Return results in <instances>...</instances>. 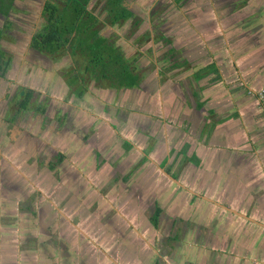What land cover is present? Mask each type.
Returning a JSON list of instances; mask_svg holds the SVG:
<instances>
[{
	"label": "flooded vegetation",
	"instance_id": "1",
	"mask_svg": "<svg viewBox=\"0 0 264 264\" xmlns=\"http://www.w3.org/2000/svg\"><path fill=\"white\" fill-rule=\"evenodd\" d=\"M201 1L0 0V6L7 7V13L0 14V138L6 142L4 148H0L1 193L6 195L9 192L11 196L21 194V202L17 204L26 203L29 207L36 205L42 209L50 206L49 203L77 210L94 204V199L85 198V191L100 189L109 183L100 181V187L96 184L93 187L88 173L92 169L98 173L101 166H98L99 161L94 155L93 166L89 167L91 160L86 159L83 146L85 142L94 146H98L100 141L112 142L117 130L106 121L110 124L108 128L104 126L106 123H102L97 131L86 132V119L90 113L85 111L83 102L98 101L100 110H107V113H110L109 107L116 114L127 111L124 105L107 104L103 99L109 96L127 100L125 98H131L135 89L141 91L146 83L151 82L153 69L158 79H162L173 66L180 68L183 49L178 45L180 39L183 41V33L192 31L193 23L203 14ZM93 34L98 39L96 42L101 40L100 44L109 50L110 66L116 61V72L106 70L105 63L91 54L93 42H90L89 36ZM121 71H128L137 78L138 85H121L118 78ZM8 76H13L12 80ZM136 113L135 110L130 111V114ZM44 116L54 118L47 123L43 121ZM128 123L130 128H137L140 121L135 116L128 119ZM73 156L82 159L80 164L84 168L87 162L86 171L73 167ZM124 168L112 186L113 193L119 192V206H122H112L114 209L110 210L113 215L110 214L109 228L114 233L109 245H112L113 257L118 247L117 237L134 231L136 237L146 240L143 232L147 233V226L152 237H156V231L164 226L166 235H160V245L165 244L166 248L154 250L158 256L155 264L161 263L162 254L167 253L169 247L173 249V254L168 257L169 263L181 264L182 249H176L180 248V244L176 246V243H180L181 239L177 224L196 223L198 220H192L196 208L188 210L182 198L168 200V195L162 194L160 185L154 193L156 181L152 183L153 177L149 184L138 185L136 169L129 165ZM128 181H132L130 186ZM53 191L58 194L59 204L48 195ZM76 193L80 201H77ZM189 193L198 196L194 191ZM83 199L85 203H82ZM104 200L109 205L113 204L107 198ZM11 203L2 199L1 204ZM127 212H133L134 216L144 212L147 216L143 214L141 221L137 219L135 228ZM69 213L59 214L58 218L66 222L73 220V210ZM45 214L40 213L38 218ZM156 216L158 224L154 225ZM117 219L120 221L118 227ZM172 220L173 227L170 228ZM137 225L141 231H137ZM98 227L95 224V228ZM210 230L215 232L216 229L211 227ZM122 246L121 256L115 260L104 253L109 264H123L124 259H127V264H134L133 261L138 260L133 253L135 249L128 244ZM129 249H133L132 252ZM187 264H195L189 254Z\"/></svg>",
	"mask_w": 264,
	"mask_h": 264
},
{
	"label": "crops",
	"instance_id": "2",
	"mask_svg": "<svg viewBox=\"0 0 264 264\" xmlns=\"http://www.w3.org/2000/svg\"><path fill=\"white\" fill-rule=\"evenodd\" d=\"M202 2L211 4V14L202 15L199 32L183 33L186 45H178L183 49L179 73L172 75L173 66L170 73L155 80L165 86L155 90L154 97L145 93L142 104L148 108L151 97L155 103L149 114H139L162 122L163 133L172 127L169 119L173 118L181 132L174 135L171 130L162 141L158 126L151 131L142 129L138 137L145 144L152 142L148 145L154 153L148 146L140 154L123 128L114 124L115 139L98 143L95 160L101 169L111 157L119 166L139 169H145V162L155 163V186H161L162 194L185 195L182 199L189 201L185 207L197 210L192 220L205 225L211 222L215 227V248L219 244L239 252L242 260L238 264L256 258L264 263V240L253 246L264 229L258 224L264 225V101L260 98L264 90V0ZM0 7V14H6L7 7ZM146 84L150 89V83ZM163 101L166 106H161ZM49 204L46 209L16 202L2 206L0 264H109L100 246L105 242L102 224L93 219L101 218L99 212L91 215L88 209ZM72 210L73 220L58 218ZM40 213L46 214L39 219ZM248 227L258 231L254 238L248 237ZM111 259H117L116 255ZM214 263L233 264L218 256Z\"/></svg>",
	"mask_w": 264,
	"mask_h": 264
},
{
	"label": "rangeland",
	"instance_id": "3",
	"mask_svg": "<svg viewBox=\"0 0 264 264\" xmlns=\"http://www.w3.org/2000/svg\"><path fill=\"white\" fill-rule=\"evenodd\" d=\"M201 6H202L201 9L204 10L203 11L204 13L201 14V17L199 18L198 22L195 21L193 23L194 25H193V27L191 29H192V32H194V33L199 32V28L198 27L200 25L202 15L209 14L208 16L210 17V14H211V11H210L211 4L210 3L206 4V3L201 1ZM183 31H184V29L182 30V32ZM179 45L180 46L186 45L185 44V39H183V41L180 39ZM103 62H105V61H103ZM102 66L103 65H101V67ZM105 66H104V68L107 70V68L110 66V64L109 63L108 64L105 63ZM178 69L179 68L175 67L173 69V71H172L173 72L172 75L179 73ZM165 73H167V72H165ZM150 74H152V75H150L151 82H150V85L148 86L150 89L146 88V86H145L144 89H142V90L140 89L141 91H138L137 89H135V92H132L133 94L131 93V98H125L127 100H124V99L119 98V97H117V98L112 97L111 98L109 96L107 98L103 99V101L105 103H107V104H111V105H115V106H116V104L117 105L119 104L120 106L124 105L125 109H127V111H120L118 114H116L114 112V109H112V107H109L110 113L109 112L107 113V110H105V111L100 110V104H99L98 101L87 100L86 102H83L84 103V107L86 109L85 111L90 113L87 116V119H86V121H87L86 122V125H87L86 132L89 131V130H91L92 132L97 131L99 129V126L102 123H106V121L108 123H110V124H113V125L114 124L115 125H119L118 127L119 128H123V130L126 133V136H128V138L133 142L135 150L137 152H139L140 154H141L140 150L142 148L145 147L147 149L148 146H150L148 144L152 143V142H150V143L146 142V144H145V142L142 139H139V137H138L139 133L138 132H141V133L144 132V131H142V129H145V131H147V130L151 131L154 125L158 126L157 128H158L159 131L157 133L160 132V137H161L162 141H164L165 137L167 138V135L169 136V132L171 130H173L174 135L175 134L178 135V133L181 132V127L177 126L176 124L174 126L175 122L173 121V118L169 119V123L172 124V127H170V129H169V126H168L167 127L168 131H166V133H163L164 125H162V122H157L155 118H151L149 115H147L146 117H143L142 115L138 114V113H142V114H145V115L149 114L147 112L148 109L151 107V104L153 102L155 103V101H153L154 98H152V97H154L153 95L155 94V90H157L158 88H163L165 86L164 83H159L158 80L156 82L155 81L156 78H153L154 76L157 77L155 75L154 69L152 70V72ZM8 77H9V79L12 80L13 76H8ZM157 79H158V77H157ZM178 81H180V80L178 79ZM1 87H4V86H1ZM148 91L151 93L150 95H152V97H151L150 105L147 108V105L146 104H142V102L145 101V97L147 96L145 93L148 92ZM122 94H124V92H122ZM58 95H59V93L57 94V96ZM165 103L163 101L161 106H166ZM131 110H135L138 113H136L135 115L130 114ZM154 110H156V109L154 108ZM178 110L179 109H176L175 111H177V113H178ZM152 113H155V112H152ZM157 113H158V111H157ZM135 116L140 121V124L136 128L137 130L133 126L130 128V124L128 123V119H132ZM52 118H54V117L53 116H44L43 117V119H44L43 121L48 123V122H50L49 120L52 119ZM149 119H151V121H149ZM166 119H167V117H166ZM97 122H98V124H97ZM108 123H106L104 125L106 128H108L109 125H110ZM128 124H129V128L130 129L128 128ZM132 131H134V135L132 134ZM25 132H29V131L26 130ZM175 137L173 138L174 144L176 143ZM0 140H1L0 148L3 149L4 146L6 145V142L4 140H2L1 138H0ZM79 141H80V139H79ZM175 146H177V145H175ZM83 147L85 149L86 159H89V161L91 160V164H90L89 167H92L93 166V162L92 161L95 158L94 155L96 154V150H97L98 147L94 146V145H91L89 142H85ZM150 147H151V150H152L153 147L152 146H150ZM163 150H164V152L162 154H164L166 152L165 148ZM150 152L152 154V153H154V150H152ZM71 160L74 163L73 167L77 166L82 171H86L87 170V168H86L88 166L87 162H86V166L84 168L80 164V161L82 159H78V158H75V156H73ZM15 165L17 167L20 166V164H17V163ZM144 165H145V169L144 168H140L139 169V168H136V166H133V167L131 166V168H135L136 171H137V183L140 186L142 184H144V183L145 184H149V180L151 179V177H153L154 175H157V171H158L155 168V165H156L155 163L154 164L153 163L148 164L147 162H145ZM165 167H166V165H163L161 167V169L163 170ZM123 168H124V166H119V164L117 165L116 164V159H114V157H111V158H109V162L104 164L103 168L101 170L99 169L98 173L97 172L94 173L93 169H92L88 173V177L91 180V184H93V187H95L94 186L95 184L100 187V185H99L100 181L104 182V183H109V185L105 186V187H100V189L91 188L90 190L85 191L87 193V195H86V197L84 195V197L88 198V199H92V200L94 199L95 203L94 204L91 203V205H88V206L87 205L81 206V208L84 209V210L88 209L90 211L91 215H94V213L99 212V215L101 216V218L100 217H98V218L95 217L93 219L98 220L102 224V225H100L101 234L106 236L105 240L104 239H102V240L103 241L108 240V241H107V243H105V242L100 243V246H101L102 253H105L107 256L108 255L109 256H113L112 251H111L112 250V245H109V244H111L110 240H112L110 237H112V235L114 233L109 228L110 227V223H109L110 222V218L112 217V216H110V214L113 215V212L110 213V210L114 209V208H118V207L121 208L122 207V206H119L120 201H121V198H118V196H117L119 194V192L113 193L112 192V186L114 184V181L116 183V180L119 179L120 176L122 175V173L124 172L125 168L124 169ZM125 174H127L126 171H125ZM163 177H164V175H163ZM154 178H155V176H154ZM161 178H162V175H161ZM162 180H163V178H162ZM18 182L22 183V180L18 179ZM131 182L132 181H128L127 185L130 186ZM153 183H154V181H153ZM155 187L157 188L158 186H155ZM124 188L126 189L125 186H124ZM169 190L170 189H165L166 192H168ZM144 192L145 191L143 190L142 193H144ZM154 193H156V190H154ZM112 194H114V195L112 196ZM48 195L50 197H52V199L57 204H59V200L57 199V195H58L57 192L56 193L54 191L53 192H49ZM75 196L77 197V201H80L79 194L76 193ZM184 196L185 195H180V194L179 195L178 194H169L168 195V197L171 198V199L172 198L174 199L176 197H177L176 199L182 198V197L184 198ZM104 198L109 199L113 204L109 205L104 200ZM155 198H157V197H155ZM2 199L9 200L12 203H15V202L18 203V202H21L20 200L22 198L19 195L11 196V195H9V192H7L6 195H3L1 193V184H0V212H2V206H3L1 204L2 203ZM176 199H174V200H176ZM43 200H46L49 203V200H47L46 198H44ZM184 201L187 202V205H189V201H187L185 199H184ZM122 202L125 203L126 201H122ZM82 203H85L84 199H83ZM96 203L98 205H96ZM112 206H114V208ZM143 214H144V216H147V214L142 212V214H138V215L135 214V216H136V219H135V216L133 215V212H127V215H130V217L132 218L130 220H131V222L134 223L135 228H136V224L135 223L137 222L136 220L138 219V221H141ZM117 220H116V226L118 227V226H120V224H119L120 221L119 220L117 221ZM166 220H168V218ZM204 223L205 222H196V223L188 222V223H179V224H177V230L181 231V239H180V243H176V246H177V244H180V248H176V249L177 250L182 249V253H181L182 263L181 264H187L188 254L191 256V260L195 264H215L214 262H215V259H216L217 256H218V258H221L224 261H228V262H231L233 264H238V262H240L242 260V259L239 258L240 253L237 252V251L230 250L229 247L225 249L224 247H221L219 244H218L219 247L215 248L216 245H217V242L214 241V239L216 238L214 236L215 232H214V230L213 231L210 230V228L213 227V226H212L211 222H208L207 225H205ZM172 224H173V220L170 222V228L173 227ZM146 229H147L146 230L147 233L143 232L145 237H147L146 240L143 239V238H139L138 236L136 237L134 235V231H131L130 233H127L125 235L123 234L121 236V238L117 237L115 239L116 240V244L119 247H120V244L121 245L122 244H128L133 249H135V252L133 251V253L134 254H138L139 258H138L137 261H133L134 264H155V261H157V259H158L157 257L158 256L154 253V250H156L158 247H159V249L166 248L165 244L160 245L161 239H162L161 236L166 233V230H165L164 226H161V228H159L156 231L158 233V235L156 237H152V235H150L149 226H147ZM246 230H247V232H249V235H248L249 238H254L253 234L255 232H258L255 229H253L252 227H248ZM137 231H141L140 227H139V230H137ZM260 231L261 232H259V234L261 233V237H259L258 239L255 240V242L253 243V246L258 245L262 240H264V238H262V237H264V229H262ZM141 234H142V232H141ZM119 247H116L117 249L114 251L115 255H116V258L121 256V251H120ZM133 249H129V250L132 252ZM172 254H173V249L171 247H169V249L167 250V253L162 254V258L163 259H160L161 263H159V264H176V263H173L171 261L169 263L168 257H171ZM131 258H132V256H131ZM108 261H107V263H108ZM261 261H262V259L256 258L249 264H264ZM127 263H128L127 259H124L123 260V264H127Z\"/></svg>",
	"mask_w": 264,
	"mask_h": 264
},
{
	"label": "trees",
	"instance_id": "4",
	"mask_svg": "<svg viewBox=\"0 0 264 264\" xmlns=\"http://www.w3.org/2000/svg\"><path fill=\"white\" fill-rule=\"evenodd\" d=\"M63 34V33H62ZM82 36H84V34H81ZM90 38V42H93V46L91 45V51H92V55L97 58V60H101V61H105L104 63L108 64V59H109V50H106L102 44H100V41L96 42V34H93L92 36H89ZM102 42V41H101ZM83 43H85V41H83ZM83 49H85V44H83ZM100 63V62H97ZM115 63L116 61L113 62L112 66H109L107 69L110 71H114L116 72V67H115ZM1 69V68H0ZM117 75V74H116ZM118 78L120 79V83L123 86H127V87H134L137 86L139 83V80L135 77H133L128 71H124L120 73V76H118ZM153 224L157 225V216L156 218L153 219Z\"/></svg>",
	"mask_w": 264,
	"mask_h": 264
},
{
	"label": "water",
	"instance_id": "5",
	"mask_svg": "<svg viewBox=\"0 0 264 264\" xmlns=\"http://www.w3.org/2000/svg\"><path fill=\"white\" fill-rule=\"evenodd\" d=\"M226 208V207H225ZM227 210L229 209V208H226ZM232 213H234V214H237V215H239V216H241L242 218H244V219H247V220H250V221H252L248 216H246V215H243V214H241V213H238V212H236V211H234V210H230ZM253 222H255L254 220H253ZM258 224H260V225H262V226H264L263 224H261V223H258Z\"/></svg>",
	"mask_w": 264,
	"mask_h": 264
},
{
	"label": "built area",
	"instance_id": "6",
	"mask_svg": "<svg viewBox=\"0 0 264 264\" xmlns=\"http://www.w3.org/2000/svg\"><path fill=\"white\" fill-rule=\"evenodd\" d=\"M260 98L264 101V90L261 92Z\"/></svg>",
	"mask_w": 264,
	"mask_h": 264
}]
</instances>
